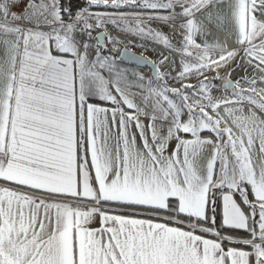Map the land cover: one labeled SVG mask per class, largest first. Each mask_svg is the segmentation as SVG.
I'll return each mask as SVG.
<instances>
[{"label":"snow or ice","instance_id":"6c2138e0","mask_svg":"<svg viewBox=\"0 0 264 264\" xmlns=\"http://www.w3.org/2000/svg\"><path fill=\"white\" fill-rule=\"evenodd\" d=\"M0 264H264V0H0Z\"/></svg>","mask_w":264,"mask_h":264},{"label":"rangeland","instance_id":"374dc122","mask_svg":"<svg viewBox=\"0 0 264 264\" xmlns=\"http://www.w3.org/2000/svg\"><path fill=\"white\" fill-rule=\"evenodd\" d=\"M157 25H159L158 22H155V21L152 22V26H157ZM168 30H170V28H166V31ZM109 31L113 35H119L122 40H131L134 44V46L133 44L128 45L131 51L135 53H139L140 55L143 54L144 56L151 57L153 61H159L160 59H162L161 53H163V55H168L167 49H164L163 46L156 44L150 40H141L139 37L132 35L130 33L117 32V30L114 29L111 25H109ZM142 44L148 48L147 51H145L144 48L141 47ZM173 44L178 45V42H175ZM174 59H176L177 64H179L178 55L175 56ZM177 70H179V68H177Z\"/></svg>","mask_w":264,"mask_h":264},{"label":"crops","instance_id":"0c3cea01","mask_svg":"<svg viewBox=\"0 0 264 264\" xmlns=\"http://www.w3.org/2000/svg\"><path fill=\"white\" fill-rule=\"evenodd\" d=\"M159 23V25H157V26H153V27H156V28H160V29H162L163 30V32L164 33H166V34H169V35H171L172 33H171V29L170 30H168V31H166V28H169V27H167L166 25H164V24H162V23H160V22H158ZM224 27V30L225 31H227V32H231V27L230 26H223ZM216 29L215 28H213V31H215ZM178 40H179V36L177 35V37H176V39H174L172 42L173 43H175V42H178ZM133 52V51H132ZM135 53V52H134ZM137 54H139V53H137ZM140 55V54H139ZM147 57V56H146ZM148 58H150V60H153V59H151V57H148ZM145 71H147V70H145Z\"/></svg>","mask_w":264,"mask_h":264},{"label":"trees","instance_id":"16d2710c","mask_svg":"<svg viewBox=\"0 0 264 264\" xmlns=\"http://www.w3.org/2000/svg\"><path fill=\"white\" fill-rule=\"evenodd\" d=\"M124 66H127L125 63H123ZM221 210L220 208H217V214H216V221H217V225L220 224L221 222ZM230 232H232L233 234L235 235H244L243 231L242 230H229ZM233 246H237V247H244L242 245H233ZM245 250H249V249H245Z\"/></svg>","mask_w":264,"mask_h":264},{"label":"water","instance_id":"95a60500","mask_svg":"<svg viewBox=\"0 0 264 264\" xmlns=\"http://www.w3.org/2000/svg\"><path fill=\"white\" fill-rule=\"evenodd\" d=\"M136 55H139V54H137V53H135ZM123 63H125L126 65H129V64H131V63H133V62H129V61H124ZM142 68H144V70H148V68L147 67H145V66H141Z\"/></svg>","mask_w":264,"mask_h":264}]
</instances>
